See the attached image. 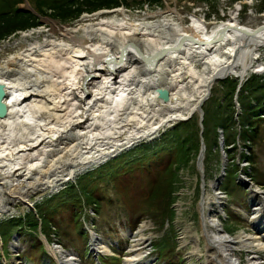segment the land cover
<instances>
[{
	"label": "bare ground",
	"instance_id": "6f19581e",
	"mask_svg": "<svg viewBox=\"0 0 264 264\" xmlns=\"http://www.w3.org/2000/svg\"><path fill=\"white\" fill-rule=\"evenodd\" d=\"M121 13L70 28L53 22L58 37L26 39L25 49L0 61L7 108L0 117V215L29 207L31 196L54 193L132 142L154 138L169 123L191 117L215 79L244 77L248 58H257L248 47L264 45V27L243 26L236 16L208 30L195 16L185 25L172 16L135 20ZM158 88L168 91L167 101L157 96ZM251 183L259 200L251 203L248 220L259 234L230 236L218 216L226 196L213 189L215 181L206 189L201 180V206L215 216H201L203 254L197 233H181V244L193 242L188 256L203 255L201 264H243L235 250H245L251 256L244 264H264L256 256L264 249V190ZM146 230L143 222L132 235L135 254L124 264H143ZM89 232L94 252L111 253L110 243L94 229ZM42 239L58 264H77L76 256L65 257ZM10 245L17 247L15 237Z\"/></svg>",
	"mask_w": 264,
	"mask_h": 264
},
{
	"label": "rangeland",
	"instance_id": "374dc122",
	"mask_svg": "<svg viewBox=\"0 0 264 264\" xmlns=\"http://www.w3.org/2000/svg\"><path fill=\"white\" fill-rule=\"evenodd\" d=\"M96 5L97 0H18L15 4L14 0H0V8L9 7L10 13L5 18L12 22V26L19 25L17 29L5 33L4 26L9 28V24H5L6 20L1 21L0 61L25 49L26 39L58 37L59 31L54 28L53 22L70 28L113 13L121 15V10L130 19L154 20L172 16L185 25L191 24V19L195 16L204 21L208 30L215 26L210 16L225 21L228 17H235L231 16L232 13H237L236 20L243 26L254 29L264 24V0H115V4L111 6ZM16 8L25 13V16L17 15L13 11ZM114 9L118 11L113 12ZM249 50L253 51L257 59L248 58L247 67L250 69L241 83L255 71V64L264 60V45H250L247 51ZM231 77L234 76L228 75L214 83L209 97L203 102L202 133L198 112L185 122L175 120L155 134V139L159 140L164 136L163 140L150 143L132 155L125 156L122 161L126 162L130 158H135V161L123 166L114 180L107 175L105 180L97 177L100 168L109 161L93 165L71 181L62 184L57 192L44 190L31 196L30 205L35 207L34 210L31 209L32 206L30 208L26 205L12 208L14 210L9 214L23 216L22 221L26 219L28 223L27 225L23 222L21 230L15 226L17 223L6 221L0 216V264L4 261L3 256L6 261L2 264H10V242L12 235L19 231L22 232V238L18 247L24 251L20 256H26V262L58 264L46 252L42 239L44 237L49 243L59 242L64 249L74 251L81 264H124L126 259L135 254L130 252V247L127 249L130 243L129 233L135 232L142 221L147 227L146 237L150 238L143 249L146 252L141 260L143 264H201L204 261L203 255L188 256L193 251L192 240L181 244L179 238L186 229L197 233L199 248L202 254L205 251L206 238L201 226V216L215 215L208 214V210L201 206V173L197 166V157L202 136L205 144L203 165L207 189L208 182L220 174L221 146H225V137L234 135L236 130L239 133L237 123H229L226 127L221 125L226 115L233 114L234 119V96L230 102L232 105H228L230 98H225L220 83ZM251 102L255 103L254 100ZM250 122V127L256 130L249 143L244 142L250 148L247 151L242 150L244 139L235 141L230 150L225 175L219 182V190L227 198L222 204L224 214L218 213V216L223 230L230 236L241 232L259 234L252 229L251 221L248 220L251 216L249 207L254 200H259V196L254 197L248 188L245 189L237 182L238 176L245 173L253 184L264 190V123L255 116L250 118ZM177 126L180 129L177 132L180 145H185V148L191 146V150L183 158L180 154L178 158V145L171 143L172 138L170 139V130ZM243 153L250 155V160L247 159L248 165L244 161ZM109 164L117 165V162L112 161ZM104 171L109 173L110 169ZM86 174L90 177H85ZM167 184L168 192L161 188ZM71 185L73 188L70 189ZM151 191H155L154 196H151ZM206 192L208 191L205 190L204 193ZM178 202L182 203L181 214L175 210ZM36 208L41 211L40 216L36 213ZM89 228L94 229L103 242H111L113 255L99 254L97 256L100 260L97 261L95 253L89 250ZM261 240L264 242L263 238ZM252 251L255 250L250 252ZM235 252L243 264L251 256L249 251ZM256 253L257 258L264 262V249Z\"/></svg>",
	"mask_w": 264,
	"mask_h": 264
},
{
	"label": "trees",
	"instance_id": "16d2710c",
	"mask_svg": "<svg viewBox=\"0 0 264 264\" xmlns=\"http://www.w3.org/2000/svg\"><path fill=\"white\" fill-rule=\"evenodd\" d=\"M16 2H18V0H14V4ZM113 4H115V0H97V5L96 6H100V5L111 6ZM13 11H15V13H17V15L19 14V16H21V17L25 16V13L19 11L17 8L13 9ZM9 13H10L9 12V7L0 8V24L3 21H5V20H6L5 24H9L8 25L9 28L4 26L5 33H9L11 31L17 29V27H19V25L18 26H12V22L9 21L8 18H5ZM220 83L222 84V88L224 89L225 98L226 99L230 98V101H229L228 105H232V103H230V102H231V99L233 98L234 94L236 93V87H237V84H238V80L236 78H234V77H231L229 79L227 78L224 81H221ZM237 99H238V102H239L240 107H241V112H240V114L238 116V120L236 121V120L233 119V114L226 115L224 117L223 122L221 123V125H222V127H226L229 123H237L238 122V124L241 127V131L239 132L240 139H248V141H249L250 138L253 137V134L256 131V130H254L253 127L252 128L250 127L251 126L250 118L252 116H255L258 120H260L261 122L264 123V73H261V74L251 73V75L241 83V87L238 90V98ZM252 100L255 101V105H254L255 107H253V105H252V102H251ZM183 122H185V121H183ZM245 127H247V128H245ZM179 130L180 129H179L178 126L174 130H170V133L172 135H171V137L170 136L169 137H170V139L172 138L171 143L174 142L175 144L178 145V158H179V154L181 155V158H183L186 155V152H189L191 150V146L185 148V145H180V140L178 139L179 135L177 134V132ZM236 133H238L237 130L234 131V135H232V136L228 135L227 137H225L226 145H228L229 142H233L234 143L235 138L237 136ZM163 139H164V136H161V138L159 140L155 139L154 141H151L149 143H140L139 145H137L133 149L122 153L121 155H119L115 159L110 160L108 162V164H106L103 167H101L100 168L101 171L98 173L97 177H99V179H104L105 175H107L109 178L113 177V180H114V178L117 177L119 175V173L121 172V169H122L123 166L131 164L132 162L135 161V158H130V159L126 160V162L122 161L125 156H127L128 154L132 155L133 153L141 150L144 146H147L148 144L153 143V142L158 143L159 141H161ZM246 147L250 148L247 145H246ZM158 148H159V150H161L160 147H158ZM230 150L231 149H227V148L225 149L228 157H230ZM243 154H244L243 156L246 159L250 160V155H246L245 153H243ZM112 161H116L117 165H110L109 163L112 162ZM124 163H126V164H124ZM166 167H169V165H167ZM107 168L110 169L109 173H107V171L106 172L104 171ZM170 172H172V170ZM85 177H90V176L88 174H86ZM92 182H94V181H92ZM167 186H168V184L166 186L162 185L161 188H163V189L165 188L166 192H168V187ZM71 187L73 188V185L70 186V189H71ZM73 191H71V192H73ZM151 192H150L151 196H154L155 191L154 192L151 191ZM88 197H89V195H88ZM89 198L91 200L93 199V197H89ZM165 208H166L165 210H166V213H167L168 212L167 206ZM36 211H37L36 213L39 216H40V214H42L41 211L38 210L37 208H36ZM170 212H171L170 213V218H172V210L171 209H170ZM6 221L15 222V224L17 223V225H15V226L19 227L18 228L19 230L22 229L21 226H22L23 222H25V224L28 225L26 219L24 221H22V217L21 216L11 217V218H8Z\"/></svg>",
	"mask_w": 264,
	"mask_h": 264
},
{
	"label": "water",
	"instance_id": "95a60500",
	"mask_svg": "<svg viewBox=\"0 0 264 264\" xmlns=\"http://www.w3.org/2000/svg\"><path fill=\"white\" fill-rule=\"evenodd\" d=\"M261 27H264V25H261V26H258L256 28H254V30H258L260 29ZM222 79V78H220ZM242 77L239 78V83L241 81ZM217 80L219 79H215L211 84H210V88L212 87V85L214 83L217 82ZM238 87H239V84H238ZM210 94V90L207 94V96L202 100L201 104L199 105V109H198V113H199V125H200V133L203 132V124H202V121H203V110H202V104L203 102L208 98V95ZM157 96L164 100V101H167L169 99V95H168V91L164 88H158L157 89ZM237 94L235 95V98H236ZM4 98H5V88L3 86V84L0 83V117H3L5 114H6V104L4 102ZM236 107H237V110L239 108V105L237 104L236 102ZM190 117H188L187 119H189ZM237 112L235 113V119H237ZM187 119H184V120H187ZM205 153V144L203 142V137L201 136L200 137V150H199V154H198V157H197V166H198V169L201 173V180H203V159H204V154ZM226 156L225 154H222V159H221V171H220V174H219V177L218 179L216 180V185H215V188H218V185H219V182L222 178V176L224 175V169L226 167ZM239 182L245 187V188H249L251 187V181L250 179H247L243 176H240V178H238ZM249 181V182H248ZM255 229V228H254ZM65 254H68L69 252L67 251H64ZM79 264V263H78Z\"/></svg>",
	"mask_w": 264,
	"mask_h": 264
},
{
	"label": "built area",
	"instance_id": "2783aa9c",
	"mask_svg": "<svg viewBox=\"0 0 264 264\" xmlns=\"http://www.w3.org/2000/svg\"><path fill=\"white\" fill-rule=\"evenodd\" d=\"M240 7V6H239ZM237 15V13H235V15H234V13H232L231 14V16H236ZM211 18H213V23H214V25H216V24H219V23H221L222 22V19H219L218 17H217V19H216V17L215 16H210ZM209 17V18H210ZM231 18V17H230ZM229 17L228 18H226V20H228V19H230ZM203 20H204V18H203ZM263 63H264V61H263Z\"/></svg>",
	"mask_w": 264,
	"mask_h": 264
}]
</instances>
